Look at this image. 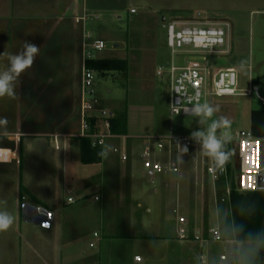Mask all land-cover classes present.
<instances>
[{
  "label": "crops",
  "instance_id": "0c3cea01",
  "mask_svg": "<svg viewBox=\"0 0 264 264\" xmlns=\"http://www.w3.org/2000/svg\"><path fill=\"white\" fill-rule=\"evenodd\" d=\"M130 5L129 0H0V53L15 54L23 41L41 49L32 68L20 77L18 98L0 99V116L9 121V135L0 140V151L12 155L9 161L0 162V174H10L7 181L14 199L6 201L13 207L15 232L20 236L23 230L24 264H193L197 244L212 243L209 229H221L224 224L215 212L217 204L223 208V203L218 196L222 190L217 185L219 178L215 180L208 172L212 165L205 169L197 160L189 173L187 154L183 163L176 162V142L166 140L163 150L157 149L153 139H179L174 135L138 143L129 140L125 131L107 141L110 150L99 164L81 162L87 37L92 41L103 26L102 20L109 16L122 20L124 14H137L131 13L135 10ZM6 64L7 60L0 58V68ZM145 148H150L152 161L173 165L179 173L166 171L158 176V185L149 180L152 188L139 185L133 164L139 159L144 170ZM34 149L62 152L68 192L61 190L59 168L46 154L42 183H33L26 163ZM142 175L146 176L145 170ZM206 178L211 182L210 196L208 189L205 191ZM91 190H95L93 195ZM73 193L76 200L70 196ZM23 204L53 214L51 228H41L47 233L19 226ZM224 211L229 217V209ZM37 234L42 238H36ZM197 235L204 240H196Z\"/></svg>",
  "mask_w": 264,
  "mask_h": 264
},
{
  "label": "rangeland",
  "instance_id": "374dc122",
  "mask_svg": "<svg viewBox=\"0 0 264 264\" xmlns=\"http://www.w3.org/2000/svg\"><path fill=\"white\" fill-rule=\"evenodd\" d=\"M129 1L137 14H124L122 20H119L117 15L109 16L108 19L102 20L103 26L97 29L92 39L106 43L103 52L92 53L94 59H118L128 62L129 68L125 73H112L106 78L96 76L95 91L97 99L103 103V108L114 115L125 114L126 134L129 140L143 143L147 138L161 135L188 139L191 131L198 128L195 117L182 115L171 117L169 76L165 74L158 77L156 74L160 68L167 71L171 63V53L166 45V27L171 23L224 25L228 28V46L223 49L227 50L228 54L214 59L212 73L214 75L219 70L235 69L239 77V90L242 93L251 90L252 96L209 98L207 102L219 106L220 110L213 118L226 116L232 121L233 137L240 131L249 132L251 112L264 111V0ZM187 146L189 173L193 171L197 160L199 165L204 164L205 169L212 165V162L199 152V146L194 141ZM232 149V169L236 182L239 174L238 146L233 144ZM44 154L48 155L53 166L59 168L58 184L61 190L68 192L67 176L62 174V166L66 163L62 152L55 154L52 150L44 153L36 149L31 150L26 165L31 169L33 183L35 182L37 186L42 183V172L47 166ZM11 158L10 152L0 151V162L5 163ZM141 164L142 161L134 159L136 179L142 187L152 188L149 179L142 175L144 170ZM219 171L215 170L216 173ZM9 177L8 173L0 174V199L5 201L14 199L7 181ZM47 177L52 183L49 175ZM209 180L206 178L204 182L208 196L211 185ZM154 184H159L158 177ZM94 193L95 190L90 191V195ZM70 196L75 200L78 198L76 193ZM224 205L223 210L227 209ZM6 207L13 214V207L10 205ZM224 215L228 217L227 213ZM19 223L22 229H30L33 233H36L34 231L47 233L41 228ZM22 231L19 236L12 225L9 230L0 232V264L27 263L23 252L25 243ZM36 238L42 237L37 234ZM197 247L195 256L198 253L204 254L219 261L221 257L226 258L223 242L197 244ZM194 260L193 264H196ZM260 264H264V251L261 252Z\"/></svg>",
  "mask_w": 264,
  "mask_h": 264
},
{
  "label": "built area",
  "instance_id": "2783aa9c",
  "mask_svg": "<svg viewBox=\"0 0 264 264\" xmlns=\"http://www.w3.org/2000/svg\"><path fill=\"white\" fill-rule=\"evenodd\" d=\"M132 14L135 11H131ZM166 45L171 53V63L167 71L158 69L156 74L163 77L165 74L170 79V115L189 116L195 102H206L209 98H236L251 97L252 91L242 93L239 90V77L235 69L219 70L213 75L214 59L217 56H225L228 51H223L228 46V28L224 25L214 26L209 24L183 25L178 23L168 24L166 27ZM106 49V43L102 40H90L87 37L85 44L84 62L96 60L93 52L101 53ZM181 62L179 63V60ZM95 74L83 68L82 80V104H81V132L79 139L91 140L93 146L104 148L107 141L118 138L112 133L111 120L113 115L102 107L96 97ZM179 112V113H178ZM178 113V114H177ZM95 121V122H94ZM157 142V149L162 151L164 141L179 142L190 145L192 140L187 138L176 139L173 136L167 139H153ZM55 149L60 150L58 139H54ZM231 144L238 146L239 174L236 181L238 191L241 193L257 191V177L264 173V142L255 139L250 132L240 131L233 137ZM150 148H145L142 159L146 177L154 181L166 171L179 173L173 165L164 166L160 162H154L150 158ZM208 172L218 179L226 175L225 168L218 173L213 168ZM230 189L220 200L228 203ZM97 201V199H96ZM73 203L69 200V204ZM184 220H181L183 223ZM210 239L222 242L220 227L210 228L208 231ZM181 239L185 236L181 234ZM202 235H197L196 240H202ZM204 240V239H203ZM226 260L221 257V261Z\"/></svg>",
  "mask_w": 264,
  "mask_h": 264
},
{
  "label": "clouds",
  "instance_id": "9594fccd",
  "mask_svg": "<svg viewBox=\"0 0 264 264\" xmlns=\"http://www.w3.org/2000/svg\"><path fill=\"white\" fill-rule=\"evenodd\" d=\"M41 49L30 41H23L22 46L15 54L4 51L0 58L7 60L6 66L0 68V99H16V89L20 77L32 68L35 58L40 55ZM219 106L211 102H195L187 115L197 118L198 128L192 130L188 139L199 146V152L212 162L215 170H223L231 157L228 145L232 142V121L226 116L213 118L219 112ZM179 113V112H178ZM177 113V114H178ZM8 118L0 116V140L9 135ZM177 145V163H183V156L188 153L187 145ZM109 148L105 146L98 155L107 157ZM261 190L264 186L258 185ZM0 232L9 230L15 222L14 215L7 210V201L0 200ZM234 207L242 217H250L255 211V202L251 200L237 201ZM215 212L224 220L221 227L222 242L225 248L226 260L197 254L194 259L196 264H260L261 252L264 251V225L259 228L249 229L247 224L238 221L235 216L229 219L224 215V210L217 204Z\"/></svg>",
  "mask_w": 264,
  "mask_h": 264
},
{
  "label": "trees",
  "instance_id": "16d2710c",
  "mask_svg": "<svg viewBox=\"0 0 264 264\" xmlns=\"http://www.w3.org/2000/svg\"><path fill=\"white\" fill-rule=\"evenodd\" d=\"M129 65L127 61L118 59H96L87 60L84 62V69L94 72L95 76L106 78L112 73H125L128 71ZM95 122V121H94ZM112 133L114 135L123 134L126 131V116L125 114H113L111 120ZM250 134L257 140L264 142V111H252L250 114ZM103 148L93 146L91 140L80 139L81 162L84 165H96L101 162L102 157L98 153ZM231 151L230 160L225 167L226 175L218 179L217 185L221 187L219 191V199L221 200L229 188L230 194L226 206L229 209V219L233 216L238 221L247 224L249 229L259 228L264 225V191H255L248 193H241L238 191L236 182L234 180V171L232 169L233 163V149L232 144L228 145ZM251 200L255 202L254 214L250 217H242L239 215L238 210L234 207L237 201Z\"/></svg>",
  "mask_w": 264,
  "mask_h": 264
},
{
  "label": "water",
  "instance_id": "95a60500",
  "mask_svg": "<svg viewBox=\"0 0 264 264\" xmlns=\"http://www.w3.org/2000/svg\"><path fill=\"white\" fill-rule=\"evenodd\" d=\"M260 186H264V173L257 177V191L261 190ZM22 220L26 224L33 225L37 228L50 229L53 222V214L44 210L36 209L29 204H23L21 207Z\"/></svg>",
  "mask_w": 264,
  "mask_h": 264
}]
</instances>
